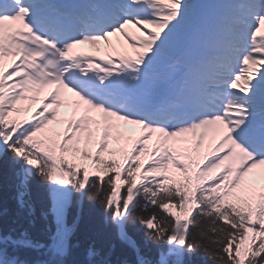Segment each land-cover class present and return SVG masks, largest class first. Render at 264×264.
Segmentation results:
<instances>
[{
  "label": "snow or ice",
  "instance_id": "obj_1",
  "mask_svg": "<svg viewBox=\"0 0 264 264\" xmlns=\"http://www.w3.org/2000/svg\"><path fill=\"white\" fill-rule=\"evenodd\" d=\"M0 186V264H264V0H0Z\"/></svg>",
  "mask_w": 264,
  "mask_h": 264
},
{
  "label": "trees",
  "instance_id": "obj_2",
  "mask_svg": "<svg viewBox=\"0 0 264 264\" xmlns=\"http://www.w3.org/2000/svg\"><path fill=\"white\" fill-rule=\"evenodd\" d=\"M0 203L4 204L8 208L9 216L5 218V224L7 220L11 218L14 214L15 207L14 202L12 200V190L7 186H0ZM99 209L87 201L84 203V211H83V223H82V231L86 230L90 221L94 218L98 217ZM129 234L135 239L145 251V253L152 259H155V248L153 247L151 250L144 248L143 245V237L142 230L139 225H128ZM80 234H78L79 236ZM101 242L109 245H114V255L113 258H122L127 256L129 259L132 258L131 250L127 248L125 244H123L111 230H105L104 235L100 237ZM190 260V264H205L204 257L200 253L194 254L192 257L188 258Z\"/></svg>",
  "mask_w": 264,
  "mask_h": 264
}]
</instances>
